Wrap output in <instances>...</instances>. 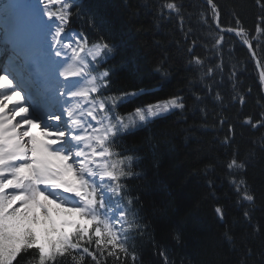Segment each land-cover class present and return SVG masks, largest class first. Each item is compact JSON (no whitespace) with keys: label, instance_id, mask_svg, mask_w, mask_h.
<instances>
[{"label":"trees","instance_id":"trees-1","mask_svg":"<svg viewBox=\"0 0 264 264\" xmlns=\"http://www.w3.org/2000/svg\"><path fill=\"white\" fill-rule=\"evenodd\" d=\"M167 2L76 0L85 15L96 16L100 30L115 45L102 66L112 71V90L105 95L139 89L147 93L118 111L127 113L137 105L172 96L183 97L185 104L126 132L113 149L130 150L125 154L137 157L134 170L143 173L129 186L133 195L140 196L138 219L148 229L142 235L134 233L130 244L144 264H162L154 255L156 245L165 248L175 264H237L246 246L258 248L264 240V231H256L264 227V128L245 123L252 117L255 124L264 114L263 83L246 46L218 30L216 13L206 2L175 0L183 5L180 16L165 19L157 12ZM213 4L221 27H242L257 36L259 0H213ZM74 20L95 36L87 19ZM221 38L222 48L215 43ZM259 39L264 43V36ZM256 51L264 67V52L259 47ZM194 57L203 64H190ZM216 65L221 68L207 78L208 68ZM229 137L230 144H224ZM233 152H238V162L245 168L229 173L224 165ZM233 177L246 181L254 204L237 203L226 182ZM218 206L223 222L214 210ZM245 210L251 211L250 220L245 219Z\"/></svg>","mask_w":264,"mask_h":264},{"label":"snow or ice","instance_id":"snow-or-ice-1","mask_svg":"<svg viewBox=\"0 0 264 264\" xmlns=\"http://www.w3.org/2000/svg\"><path fill=\"white\" fill-rule=\"evenodd\" d=\"M28 2L11 0L7 16H0V31L13 42L6 58L0 49V58H5L6 65L12 68L11 73L7 66L0 68V264H144L130 240L136 238L134 233H145L148 225L138 219L140 196L133 195L129 186L143 173L134 170L137 157L125 154L130 150L113 149L126 132L169 110L183 109L182 97L137 105L127 113L118 111L147 93L139 89L116 97L105 95L112 90L111 68L104 67L95 75L92 72L107 63L115 45L100 30L96 16L85 15L76 0H44L46 18L55 21L54 56L59 58L70 51V58L81 65L63 78L87 76L92 85L68 93L86 101V112L78 115L79 108L69 106L64 110L65 121L59 113L44 111L50 104L49 70L31 38L33 22L22 7ZM4 3L6 0H0V4ZM207 3L218 13L213 0ZM259 6L262 13L257 18L256 37L242 27L222 30L235 32L238 37L247 35L240 43L258 65L257 47L264 52V43L259 39L264 36V0H259ZM182 7L169 0L159 6L157 15L165 19L180 16ZM76 16L87 19L95 36L80 28L72 30L71 39H65L68 25ZM215 43L223 47L222 38ZM190 64L199 66L203 61L194 57ZM219 68L221 65L208 68L207 78L211 79ZM260 74L264 78V67ZM59 95L63 96V90ZM216 98L220 99L219 94ZM51 122L67 126L62 123L53 130ZM245 123L253 129L264 128V114L255 124L252 117ZM231 139L223 143L230 144ZM238 155L233 152L225 163L226 172L245 168L244 162H238ZM226 182L237 195V203H255L244 179L237 181L233 177ZM214 210L223 222V209L218 206ZM243 215L250 220L251 211L245 210ZM61 216L65 218L57 223ZM256 231H264V227ZM176 239L179 241V235ZM156 248L154 255L162 264H175L165 248ZM237 264H264V240L258 248L246 246Z\"/></svg>","mask_w":264,"mask_h":264},{"label":"bare ground","instance_id":"bare-ground-1","mask_svg":"<svg viewBox=\"0 0 264 264\" xmlns=\"http://www.w3.org/2000/svg\"><path fill=\"white\" fill-rule=\"evenodd\" d=\"M30 20L33 22L31 34L34 32L33 27L37 28L36 29V34L37 35L33 39V40H37V39H39L38 31L41 28L40 25L37 23L38 17L30 18ZM50 23L53 24V22H50ZM50 30H51L52 33L54 32L53 26L50 27ZM1 36H3V39H4L5 38L4 36H6V35L2 31H0V37ZM51 37H52V35H51ZM51 39H52V42H54V37L51 38ZM42 47H43L44 50L48 48L46 44H43ZM5 48H6V46L4 44H1L0 49H5ZM70 55H71L70 51L67 53V55L62 53L61 57H59L56 60L49 59V57H46L45 55H43L46 67L49 66L50 64L55 65V67H54L55 71L54 72H49V82H50V80H53L54 75L59 70V66H61L65 62V60L68 57H70ZM8 66H9V71H12L11 65H8ZM70 79L75 80L77 84H79V83H81L82 81L85 80V78L83 76H73V77H70ZM63 81L66 82L67 79H63ZM61 90H63V96H60V98L62 100H64L63 104L65 106V109L68 108L69 106H71L73 109L79 108V112H80V111H82L83 109H85L87 107V103H85L86 101L80 100L78 98L70 97L67 94L68 87H65L64 89H61ZM52 101H54V100H52ZM48 109H49V106H46L43 110L44 111H48ZM61 111H63V110L61 109ZM51 124L52 125H56V122H52ZM60 219H61V217H60Z\"/></svg>","mask_w":264,"mask_h":264},{"label":"rangeland","instance_id":"rangeland-1","mask_svg":"<svg viewBox=\"0 0 264 264\" xmlns=\"http://www.w3.org/2000/svg\"><path fill=\"white\" fill-rule=\"evenodd\" d=\"M0 6L3 8V16H7V14H8V9H9V7L11 6V0H6V3H4V4H0ZM51 22H53V24H52V26H54V24H55V21H51ZM54 28V27H53ZM67 32H69V31H67ZM65 39L67 40L68 38L67 37H65ZM34 44H36V41H34ZM36 47H37V44H36ZM39 49V48H38ZM40 50V49H39ZM41 51V50H40ZM7 57V56H6ZM5 57V58H6ZM5 58H2L1 60H0V68H3V67H5ZM87 59H88V57H87ZM54 60H56V59H54ZM71 64H76L74 61L71 63ZM81 67V65H79V64H77V66H76V68L78 69V68H80ZM69 69V67H67V68H63V69H61L60 70V76H64L65 74H64V72L66 71V70H68ZM85 71H86V69H85ZM87 72V71H86ZM11 73V72H10ZM13 74V73H12ZM86 77V80L84 81V82H82V83H80L79 84V87L77 88V86L75 85V86H73L71 89H70V92H75V91H79V90H81V87H84V86H87L86 88H89V87H91L92 85L88 82V77L87 76H85ZM53 87H55V89H54V93L53 94H51L50 96H51V99L53 98V97H55V100H54V103H52L53 101H51L50 102V104H52L51 106H50V111L51 112H54V108H55V106L58 104V103H61V101H60V99L58 98V93H59V91H58V89H57V87H56V83L53 85ZM68 91V90H67ZM86 103V102H85ZM87 111V107L83 110V111H81L80 113H78V115H80V114H82V113H84V112H86ZM170 111V110H169ZM85 119L87 120V119H89L88 117H86L85 116ZM64 120L66 121V118L64 117ZM63 123V126H67L66 125V123H64V122H58V125H56V126H51L52 128H53V130H55V128L56 127H59V126H61V124ZM72 142L71 141H69V144H71ZM62 191V190H61ZM65 195V197H66V195L67 194H64ZM63 218H65V217H63V216H61V219H63ZM59 220H60V217H58L57 218V223H59Z\"/></svg>","mask_w":264,"mask_h":264},{"label":"water","instance_id":"water-1","mask_svg":"<svg viewBox=\"0 0 264 264\" xmlns=\"http://www.w3.org/2000/svg\"><path fill=\"white\" fill-rule=\"evenodd\" d=\"M217 16H218V20H217V23L219 24V14H217ZM237 36V35H236ZM259 66V73H261V70H262V66H261V63H260V65H258ZM261 75V74H260ZM264 79V78H263Z\"/></svg>","mask_w":264,"mask_h":264}]
</instances>
